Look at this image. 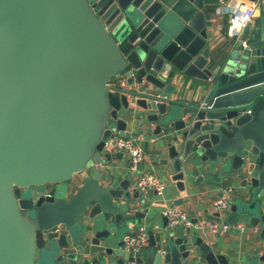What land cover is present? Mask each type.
<instances>
[{
  "label": "water",
  "instance_id": "1",
  "mask_svg": "<svg viewBox=\"0 0 264 264\" xmlns=\"http://www.w3.org/2000/svg\"><path fill=\"white\" fill-rule=\"evenodd\" d=\"M204 9L0 0V264H234L208 228L169 226L163 210L157 230L145 224L164 189H140L146 157L132 170L118 137H155L152 163L188 197L218 170L228 207L199 205L202 219L264 240V14L215 59ZM185 78L204 84L202 101L173 97ZM140 223L149 244L132 256L123 236L136 230L122 232Z\"/></svg>",
  "mask_w": 264,
  "mask_h": 264
},
{
  "label": "crops",
  "instance_id": "2",
  "mask_svg": "<svg viewBox=\"0 0 264 264\" xmlns=\"http://www.w3.org/2000/svg\"><path fill=\"white\" fill-rule=\"evenodd\" d=\"M230 6V1L227 0ZM239 3H255L254 14L251 21L248 23L250 27H254L256 24V18L258 16H263L264 14V5L257 8L256 2H248L246 0H237ZM236 2V3H237ZM219 7L218 0H205V17H206V41L205 45L209 48L211 58L216 57L215 59H223L228 56L230 53L232 42L231 37L227 35V27L229 24V13L223 12L218 13L216 8ZM232 7V6H230ZM202 82H199L193 78H185L183 82V88L178 85L177 92L173 94L175 97L177 94L181 95L184 100L192 101H202L205 97V90L203 89ZM182 88V89H181ZM177 93V94H176ZM132 126H129V128ZM153 137V136H152ZM150 136L149 141H142L137 143L138 147L143 151L144 158L143 164L144 169L149 172L157 175L164 181V191L163 197L156 198L155 207L153 212V217L151 221H145V224L157 230L158 226L161 224V215L158 211L166 209L169 207V204H172L174 200L184 199L183 203L176 205V207L181 208L191 215V217H197L199 221L203 220V214L201 210H198L197 207L202 205L204 208H212L213 200L218 196L220 189L224 187V184H220L221 178L218 170H214L208 180H205L201 185L195 186V194L192 197H188L185 192H179L174 186L173 182L170 181L169 176L166 172H161L159 166L152 163L153 159H150V155L154 153L158 147L153 141L155 137ZM128 156V154H126ZM157 159V158H156ZM118 164L117 161H114L111 165L114 166ZM147 171V172H148ZM191 205V206H190ZM192 207V210H191ZM141 227L148 228L144 226L143 223L138 224V226H132L126 228L122 235L128 231L137 230ZM176 228H179L176 227ZM211 232V231H210ZM215 236L214 239V249L229 258L231 263L242 262L243 264H264V240H257L255 236L251 233L249 235L241 233H235L232 230H219L217 233H212ZM122 237V236H121Z\"/></svg>",
  "mask_w": 264,
  "mask_h": 264
},
{
  "label": "built area",
  "instance_id": "3",
  "mask_svg": "<svg viewBox=\"0 0 264 264\" xmlns=\"http://www.w3.org/2000/svg\"><path fill=\"white\" fill-rule=\"evenodd\" d=\"M264 3V0H258ZM219 7L216 8L218 13H229V24L227 27V35L232 37L240 34L242 29L251 21L254 14L255 3H239L233 7L229 6L227 0H218ZM245 46V43H243ZM108 86L125 87V78L110 80ZM113 145L117 149H124L129 154V163L132 170H135L138 163L142 159V151L135 142V138L118 137L114 140ZM137 185L141 190L151 189L157 194H160L164 189V183L153 173L143 172L140 174ZM47 193V192H46ZM230 197L229 189H223L212 202L213 210H224L228 207ZM163 215L167 217L169 226H182L184 228L204 229L208 228L212 233H217L219 230H225L226 226L219 227L218 223L212 221H197L193 222L189 213L179 207L171 206L163 210ZM149 244L147 229L144 227L136 230L135 234L127 233L123 236V248L132 256H137ZM234 264H243L236 262Z\"/></svg>",
  "mask_w": 264,
  "mask_h": 264
},
{
  "label": "flooded vegetation",
  "instance_id": "4",
  "mask_svg": "<svg viewBox=\"0 0 264 264\" xmlns=\"http://www.w3.org/2000/svg\"><path fill=\"white\" fill-rule=\"evenodd\" d=\"M43 188H44V193L46 194V192H48L51 189V186L50 185H45ZM42 192H38L39 193L38 196L42 195Z\"/></svg>",
  "mask_w": 264,
  "mask_h": 264
},
{
  "label": "rangeland",
  "instance_id": "5",
  "mask_svg": "<svg viewBox=\"0 0 264 264\" xmlns=\"http://www.w3.org/2000/svg\"><path fill=\"white\" fill-rule=\"evenodd\" d=\"M30 190V189H29ZM26 194H28V193H26ZM38 264H41V263H38Z\"/></svg>",
  "mask_w": 264,
  "mask_h": 264
}]
</instances>
